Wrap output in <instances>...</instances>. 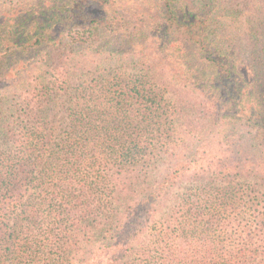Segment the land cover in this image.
<instances>
[{"label":"trees","instance_id":"16d2710c","mask_svg":"<svg viewBox=\"0 0 264 264\" xmlns=\"http://www.w3.org/2000/svg\"><path fill=\"white\" fill-rule=\"evenodd\" d=\"M0 264H264V0H4Z\"/></svg>","mask_w":264,"mask_h":264},{"label":"rangeland","instance_id":"374dc122","mask_svg":"<svg viewBox=\"0 0 264 264\" xmlns=\"http://www.w3.org/2000/svg\"><path fill=\"white\" fill-rule=\"evenodd\" d=\"M3 2H4V0H0V6L3 5ZM11 87H15L14 82L11 83ZM56 111L58 113V117L63 120V117H64L63 111L60 109H57ZM176 160H177V158H173V159L170 158L168 161H166L162 165V172L163 173L169 172L171 175H174V173L176 172V169L172 168V165L175 164ZM175 191H176V189H175Z\"/></svg>","mask_w":264,"mask_h":264}]
</instances>
